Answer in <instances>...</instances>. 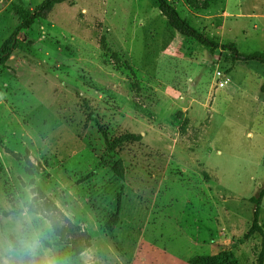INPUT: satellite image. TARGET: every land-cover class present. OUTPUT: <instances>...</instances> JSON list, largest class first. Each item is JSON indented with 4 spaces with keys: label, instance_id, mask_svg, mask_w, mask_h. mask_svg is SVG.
<instances>
[{
    "label": "rangeland",
    "instance_id": "rangeland-1",
    "mask_svg": "<svg viewBox=\"0 0 264 264\" xmlns=\"http://www.w3.org/2000/svg\"><path fill=\"white\" fill-rule=\"evenodd\" d=\"M43 1L0 0V47L16 6ZM170 2L219 46L184 39L157 0H62L19 32L0 67V256L19 247L27 209L51 220L42 244L60 264H264V196L262 231L251 201L264 188V63L222 46L264 52V0ZM127 133L141 139L108 148Z\"/></svg>",
    "mask_w": 264,
    "mask_h": 264
},
{
    "label": "trees",
    "instance_id": "trees-1",
    "mask_svg": "<svg viewBox=\"0 0 264 264\" xmlns=\"http://www.w3.org/2000/svg\"><path fill=\"white\" fill-rule=\"evenodd\" d=\"M62 0H44L35 9L25 8L23 6H16V10L20 19V24L14 31L13 35L4 41L0 47V67H5L8 59L11 57L13 52L19 46L18 34L22 29H30L35 21L39 18H46L54 6L61 2ZM159 9L161 13L168 19L170 24L178 31L180 36L184 39L193 40L197 43L203 45H213L214 47L219 46L218 42H214L209 39L204 33L200 32L198 29L193 27L190 22L183 18L178 9L170 2V0H157ZM224 49H228L234 58L247 61H258L264 63V52H253L249 54L240 53L236 43L230 42L227 44H222ZM264 90V84L262 86ZM141 135L136 133H127L126 135L118 138L112 139L109 137L105 138V142L108 148L112 151L117 150L121 142L129 140H140ZM120 177L123 176V172L118 174ZM264 196V188L260 191L259 196H252L251 201L255 203L254 220L252 224V230L262 231V226L260 224V204ZM121 204L118 199L116 203V215L118 218L120 212ZM115 224V220L113 225ZM110 226L109 230H113ZM224 254L219 255H196L190 260V264H235L231 259L223 258ZM223 258V259H222Z\"/></svg>",
    "mask_w": 264,
    "mask_h": 264
},
{
    "label": "clouds",
    "instance_id": "clouds-1",
    "mask_svg": "<svg viewBox=\"0 0 264 264\" xmlns=\"http://www.w3.org/2000/svg\"><path fill=\"white\" fill-rule=\"evenodd\" d=\"M34 201L35 194L30 193ZM35 207V204H33ZM39 221V223H34ZM19 247L9 246L5 251L6 256H0V264H60L51 254L50 249H45L42 244L44 233L51 229L52 222L46 218L42 211L29 215L27 209L18 221Z\"/></svg>",
    "mask_w": 264,
    "mask_h": 264
},
{
    "label": "built area",
    "instance_id": "built-area-1",
    "mask_svg": "<svg viewBox=\"0 0 264 264\" xmlns=\"http://www.w3.org/2000/svg\"><path fill=\"white\" fill-rule=\"evenodd\" d=\"M216 77L218 79V85L220 87H226L231 81L229 74L222 69L216 71Z\"/></svg>",
    "mask_w": 264,
    "mask_h": 264
},
{
    "label": "crops",
    "instance_id": "crops-1",
    "mask_svg": "<svg viewBox=\"0 0 264 264\" xmlns=\"http://www.w3.org/2000/svg\"><path fill=\"white\" fill-rule=\"evenodd\" d=\"M213 239V238H212ZM140 241H141V238H139V243H140Z\"/></svg>",
    "mask_w": 264,
    "mask_h": 264
}]
</instances>
